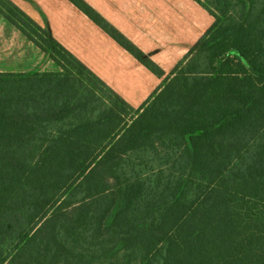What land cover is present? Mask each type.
I'll return each instance as SVG.
<instances>
[{
  "label": "trees",
  "instance_id": "trees-1",
  "mask_svg": "<svg viewBox=\"0 0 264 264\" xmlns=\"http://www.w3.org/2000/svg\"><path fill=\"white\" fill-rule=\"evenodd\" d=\"M69 1L162 83L130 106L0 0L58 67L0 73V264H264V0H194L213 23L165 76L84 0ZM202 1L237 22L220 25ZM243 32L257 41L244 61L234 47ZM195 52H209L207 69L192 66ZM96 90L110 108L91 113ZM155 143L177 158L139 169Z\"/></svg>",
  "mask_w": 264,
  "mask_h": 264
},
{
  "label": "crops",
  "instance_id": "crops-1",
  "mask_svg": "<svg viewBox=\"0 0 264 264\" xmlns=\"http://www.w3.org/2000/svg\"><path fill=\"white\" fill-rule=\"evenodd\" d=\"M136 108L158 77L69 0H11ZM169 74L213 23L194 0H84ZM50 70V68H53ZM56 65L0 14V73L55 71Z\"/></svg>",
  "mask_w": 264,
  "mask_h": 264
},
{
  "label": "rangeland",
  "instance_id": "rangeland-1",
  "mask_svg": "<svg viewBox=\"0 0 264 264\" xmlns=\"http://www.w3.org/2000/svg\"><path fill=\"white\" fill-rule=\"evenodd\" d=\"M196 2V1H195ZM212 12H214L219 18H220V25H225L226 22H229L230 24H234L237 22V18L234 16L233 12H224V11H218L216 10L214 4H210V3H205L204 1H202ZM197 3V2H196ZM224 4H222L223 6ZM19 7V6H18ZM20 8V7H19ZM234 6L230 7L229 9H233ZM21 9V8H20ZM23 10V9H22ZM24 11V10H23ZM25 12V11H24ZM238 12V11H236ZM26 13V12H25ZM27 14V13H26ZM28 15V14H27ZM30 16V15H28ZM31 17V16H30ZM32 18V17H31ZM33 19V18H32ZM34 20V19H33ZM35 21V20H34ZM38 23V22H37ZM95 23V22H94ZM39 24V23H38ZM96 24V23H95ZM110 24V23H109ZM40 25V24H39ZM98 25V24H96ZM111 25V24H110ZM41 26V25H40ZM99 26V25H98ZM42 27V26H41ZM100 28H102L101 26H99ZM104 30V29H103ZM105 31V30H104ZM233 30H229V33L232 32ZM106 32V31H105ZM107 33V32H106ZM109 35V34H108ZM26 37V36H25ZM257 41L255 40V38L250 35L247 32H243L241 33L237 39L235 40L234 43V47L237 51V58H241L242 61H244V58L246 57V55H248V51L252 50L253 47L256 45ZM42 51V50H41ZM43 52V51H42ZM196 57L197 60L194 64H192V66L198 70V69H207L208 65H209V61L211 58V55L209 54V52H195L193 57ZM192 57V58H193ZM191 61V60H190ZM53 68H50V70H53ZM58 70V67H56V70ZM105 90V89H104ZM99 91L96 90L97 93V97L98 100L95 101V103L93 105H96L94 108L88 110V112L91 113H97V112H101L103 111L105 108H110L109 103L107 102V104H105V102L107 101V97L108 94L106 91ZM100 99V100H99ZM102 102H104V104H102ZM140 113V112H139ZM131 114L133 116V119L135 118L136 114L134 113V111H131ZM121 116L122 118L121 121L124 123L125 121H128L129 119V115L125 114L122 112ZM128 122L127 125H129L132 121ZM145 119V117H144ZM119 119L117 118L115 123L118 121ZM171 150L166 151L165 148H160L158 143L152 144L150 145L148 148L146 149H142L140 151V159L138 162V168H144L145 163L146 162H152L156 168H162V167H166L168 163H170L171 161H173L174 159L177 158V156L175 154H173L171 156ZM178 161H182L181 156L179 157ZM122 167L124 169V175L125 176H130L132 174H134L133 170L136 169L135 164L133 163H128V164H122ZM122 253V252H121Z\"/></svg>",
  "mask_w": 264,
  "mask_h": 264
}]
</instances>
